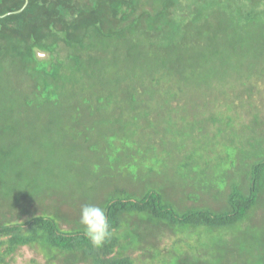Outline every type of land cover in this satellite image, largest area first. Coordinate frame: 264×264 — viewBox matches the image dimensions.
<instances>
[{
  "label": "trees",
  "instance_id": "16d2710c",
  "mask_svg": "<svg viewBox=\"0 0 264 264\" xmlns=\"http://www.w3.org/2000/svg\"><path fill=\"white\" fill-rule=\"evenodd\" d=\"M73 142L166 181L238 172L220 210L179 211L157 183L108 196L95 246L79 220L28 216L88 190L87 156L71 181L55 160ZM262 221L264 0H0V264L26 247L47 264H264Z\"/></svg>",
  "mask_w": 264,
  "mask_h": 264
},
{
  "label": "rangeland",
  "instance_id": "374dc122",
  "mask_svg": "<svg viewBox=\"0 0 264 264\" xmlns=\"http://www.w3.org/2000/svg\"><path fill=\"white\" fill-rule=\"evenodd\" d=\"M67 140L68 139H66V141ZM71 141H74V139ZM57 144L58 141L56 143H53L52 146L56 148L58 146ZM78 146L79 145L77 143L75 144L73 142L72 146H70L71 148L68 150V153L64 154L63 156H56L55 160L60 165L71 169L69 171L71 177L68 180L71 181L75 180L79 176L78 169H72L71 165L74 164L75 161H77L78 156H83V158L88 157V159H85V161L87 160V162L89 163L88 169L93 171H91L90 173L87 172L82 176L83 178L87 176V181L89 183L88 190L82 193L84 196L79 198V200H77L75 204L73 203V199L69 204L62 196H60V198H47L45 204L33 207V210L31 209L30 213H28V216L34 213L45 216L55 215L58 217V221L61 226L65 228L75 229L77 227L75 222L80 219V208L85 203H93L99 206L100 203L104 202L108 196H117L122 193H142L145 188L153 185L154 183H157V185L160 186L166 203H174L173 205L179 211L183 212L194 208L220 210L225 207V199L227 193H229V182L236 177V174L238 172L237 170H235L237 168H234V170H229L228 176L226 178L218 180L215 179L212 172L208 171V173L205 175L206 180L203 181L202 177L200 178L197 175L192 176L190 173H188V170L186 168H183L182 172H180V176H173L171 180L166 181V178L164 176H160L153 172L149 173L148 171H146V169L135 171L132 165L133 160L131 159H126L119 164H115L114 166H112V169L107 168V165L110 166V162L108 156L105 153V150L103 152L105 153L106 158H102V156L100 155L99 157H96L95 151L93 149H88V146H91L90 144H88L87 147L85 146L84 148L87 152H83L80 146V150H78ZM100 163H102V165H100ZM121 164L122 166H120ZM55 165L57 164H54V166ZM96 165H100V167L95 168ZM50 169L52 168L50 167ZM92 172L94 173V176ZM147 173L149 174V176L147 175ZM245 173L246 172H243L241 175H244ZM97 174H100L101 176L96 177ZM186 175L192 177H190V179L186 181L184 179ZM206 182L209 183V187L204 185V183ZM73 204L74 206H72ZM60 213L64 214L62 215ZM263 222L264 221H262V223ZM177 242L176 237L168 241L169 244H174ZM184 242L186 243V241ZM184 242L182 240L179 245H185V248H187L186 245H189L187 254H191V246L197 245V242L191 240H189V242L186 244H184ZM127 253L131 256H136L139 254L145 256L147 255L144 254L145 252H143L140 247L138 248V246L136 248L128 250ZM178 260H181L180 254H177L173 257L172 264H179L180 261ZM12 264L47 263L43 259L42 255L40 253H37V249L26 247L19 252L15 262H13Z\"/></svg>",
  "mask_w": 264,
  "mask_h": 264
},
{
  "label": "clouds",
  "instance_id": "9594fccd",
  "mask_svg": "<svg viewBox=\"0 0 264 264\" xmlns=\"http://www.w3.org/2000/svg\"><path fill=\"white\" fill-rule=\"evenodd\" d=\"M79 223L85 236L95 246H100L110 235L109 223L105 210L93 203H85L80 208Z\"/></svg>",
  "mask_w": 264,
  "mask_h": 264
},
{
  "label": "water",
  "instance_id": "95a60500",
  "mask_svg": "<svg viewBox=\"0 0 264 264\" xmlns=\"http://www.w3.org/2000/svg\"><path fill=\"white\" fill-rule=\"evenodd\" d=\"M28 2V1H27ZM27 2H26V4H27ZM22 11V10H21Z\"/></svg>",
  "mask_w": 264,
  "mask_h": 264
}]
</instances>
